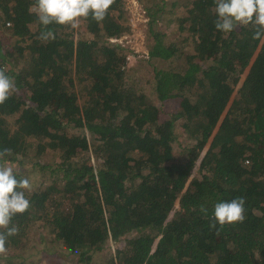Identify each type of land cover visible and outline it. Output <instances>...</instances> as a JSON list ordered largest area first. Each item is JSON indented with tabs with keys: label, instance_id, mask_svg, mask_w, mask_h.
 Returning <instances> with one entry per match:
<instances>
[{
	"label": "trees",
	"instance_id": "16d2710c",
	"mask_svg": "<svg viewBox=\"0 0 264 264\" xmlns=\"http://www.w3.org/2000/svg\"><path fill=\"white\" fill-rule=\"evenodd\" d=\"M138 1L151 35L146 78L109 40L129 30L122 0L102 22L50 25L48 41L33 0H0L10 41L0 39V68L10 57L15 67L5 70L15 90L0 104V150H12L8 165L27 151L59 157L33 162L55 178L26 192L6 249L27 246L41 225L80 264L109 240L120 245L104 264H264V36L253 39L252 25L217 31L214 0ZM167 4L186 8L169 42L154 30ZM149 84L155 99L140 92ZM172 98L177 108L163 113ZM90 148L97 163L82 155ZM238 198L244 221L211 228L214 205Z\"/></svg>",
	"mask_w": 264,
	"mask_h": 264
},
{
	"label": "clouds",
	"instance_id": "9594fccd",
	"mask_svg": "<svg viewBox=\"0 0 264 264\" xmlns=\"http://www.w3.org/2000/svg\"><path fill=\"white\" fill-rule=\"evenodd\" d=\"M114 0H33L29 11L33 13L42 30L38 39L54 40L55 33L50 25L66 26L78 29L81 19L91 17L95 22H102ZM216 20L214 27L224 34L239 27L252 25L255 29L253 39L264 36V0H214ZM15 90L13 79L0 68V104L9 99ZM12 155L10 148L0 150V255L6 253L8 237L18 233L16 226H10L17 214L25 213L30 207L26 192L32 185L26 177L17 179L13 167L8 166L6 157ZM201 211L206 212L205 208ZM245 200L243 198L221 201L214 205L211 228H223L225 225L241 223L245 219Z\"/></svg>",
	"mask_w": 264,
	"mask_h": 264
},
{
	"label": "rangeland",
	"instance_id": "374dc122",
	"mask_svg": "<svg viewBox=\"0 0 264 264\" xmlns=\"http://www.w3.org/2000/svg\"><path fill=\"white\" fill-rule=\"evenodd\" d=\"M122 2L124 15L127 19L125 23L129 26V30L118 36L113 43H117L125 50L126 66L139 68L144 72L145 77H143L146 78L151 74L148 72V70H150V64L147 63V41L151 39L149 33V18L138 0H122ZM171 8L172 6L167 4L164 8L165 16L154 24V30L161 31L166 42L171 41L179 34L175 23L179 22V18L182 20L186 17V8L179 6L174 12H172ZM78 29H80V27ZM1 31L2 29H0V39L3 42L2 46L7 49V43H10V41L8 37H6V33H3V35ZM86 36L88 37L90 35L87 34ZM91 36L93 37L94 35ZM16 57H20L16 68L24 67L26 64H23L22 57L20 55H16ZM8 61H10V65H6L5 70H10V68L13 69L14 67L11 65L12 57L8 58ZM179 61L180 60L175 59L174 63H179ZM140 92L141 94H148L151 99H155L156 95L150 84L140 87ZM18 93H20V90H18ZM176 108L177 101L172 98L169 101H165L163 113H169ZM48 151L49 150L45 152L46 154L44 153L36 158H33L34 154L32 151H27L28 154L22 156V164L12 163L8 166L27 173V178L30 180L32 189H36L41 185L45 186L53 181L52 178H55V172L52 173L48 168H40L39 165L34 166L33 162L39 160L41 164L45 166L50 163H57L59 161L58 153L53 154ZM82 155L85 158H90L93 163H97L91 148L87 152H83ZM43 186H41V188ZM28 237L29 244L27 246L17 250H7L5 254L0 255V264L9 263V261L13 264H80V262H78V255L66 249L62 241L56 240L54 235L48 232V227L34 225ZM119 245V242L107 241L101 251L92 254L91 264L106 263L108 257L114 255Z\"/></svg>",
	"mask_w": 264,
	"mask_h": 264
},
{
	"label": "built area",
	"instance_id": "2783aa9c",
	"mask_svg": "<svg viewBox=\"0 0 264 264\" xmlns=\"http://www.w3.org/2000/svg\"><path fill=\"white\" fill-rule=\"evenodd\" d=\"M6 25H9V23L7 22ZM110 41L115 42L116 38H110Z\"/></svg>",
	"mask_w": 264,
	"mask_h": 264
}]
</instances>
